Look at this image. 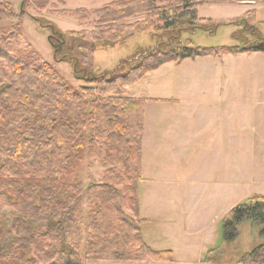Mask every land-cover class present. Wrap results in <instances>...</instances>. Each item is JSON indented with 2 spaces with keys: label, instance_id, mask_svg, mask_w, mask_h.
<instances>
[{
  "label": "trees",
  "instance_id": "trees-1",
  "mask_svg": "<svg viewBox=\"0 0 264 264\" xmlns=\"http://www.w3.org/2000/svg\"><path fill=\"white\" fill-rule=\"evenodd\" d=\"M212 1L168 0L162 7L157 0H113L91 13L97 19L92 31L62 33L50 26L56 61L70 62L75 79L88 85L77 90L24 39L23 11L18 14L0 0V21H18L8 31L0 29V264L173 260L171 251H154L146 244L140 219L145 111L160 100L128 93L166 64L264 53V36L248 25L252 12L237 24L233 39L239 46L200 48L183 42V33L207 29L208 20L200 19L198 10ZM137 18L144 19L131 23ZM247 31L253 40L241 36ZM152 32L169 37L114 71L96 75L98 50L123 47L136 35ZM86 154L100 160L103 181L87 188L79 180L66 183ZM8 213L11 225L5 221ZM248 221L264 226L263 196L231 211L224 223L226 240H235L237 227ZM260 236L264 240V229ZM238 264H264V241Z\"/></svg>",
  "mask_w": 264,
  "mask_h": 264
},
{
  "label": "rangeland",
  "instance_id": "rangeland-1",
  "mask_svg": "<svg viewBox=\"0 0 264 264\" xmlns=\"http://www.w3.org/2000/svg\"><path fill=\"white\" fill-rule=\"evenodd\" d=\"M4 1L11 4L18 14L23 11L21 33L45 61L77 90L88 87L85 81L75 79L70 62L56 61L49 27H55L62 33L92 31L97 19L91 13L113 0H47L49 4L45 10L39 8L46 0ZM157 3L167 6L168 0H157ZM249 12L252 13L248 25L256 28L255 33L264 36V4L252 0H215L198 10L199 18L208 20L207 29L197 30L195 34L183 33L181 40L190 41L200 48L239 46L233 35L239 29L237 24L246 19ZM143 19L137 18L131 23ZM17 23L2 20L0 29L8 31ZM243 33L241 36H246L248 41L253 40L249 32L246 35ZM153 35L160 38L157 40ZM168 37L166 32L163 35L161 32L144 33L136 35L123 47L98 50L95 54L96 75L114 71L121 62L133 59L138 53L154 50L159 42L165 43ZM180 96L183 97L182 103L159 102L148 106L150 130L157 128L160 120L167 129L169 120L177 118L169 111L175 107H221L229 110V176L235 179L239 175L241 179L245 178V184L241 188H232L230 193L223 194L217 189L212 191L210 186L207 192H202L205 187L203 177L208 172L207 169L204 172L200 165V157L208 147L184 143L181 146L183 178L193 176L197 180L188 183L187 187L186 183L177 184L178 191L169 195L163 187L151 188L154 191L149 202L148 187L143 189L141 185L140 202L144 209L141 219L144 220V215L150 210L155 214L153 223L143 224L144 240L154 251L172 252L173 260L161 264H238L246 253L264 241L260 236L264 226L253 225L249 221L237 227L235 240L227 241L224 234L225 219L233 209L247 204L255 196L264 197V53L230 54L221 59L202 57L185 60L180 65L166 64L131 87L128 94L130 98L162 100ZM181 122L186 124L185 119ZM188 124L191 126L189 121ZM178 148L173 147L174 150ZM104 173L100 160L86 154L65 182L79 180L87 188L92 183H101ZM89 211L86 202L85 237ZM187 215L188 218H185ZM170 216L172 219H169ZM80 264L140 263L82 261Z\"/></svg>",
  "mask_w": 264,
  "mask_h": 264
},
{
  "label": "crops",
  "instance_id": "crops-1",
  "mask_svg": "<svg viewBox=\"0 0 264 264\" xmlns=\"http://www.w3.org/2000/svg\"><path fill=\"white\" fill-rule=\"evenodd\" d=\"M129 94V93H128ZM200 96L203 97V94ZM181 97V96H180ZM170 97L173 99H150L160 100V103H182L183 97ZM137 99V98H136ZM144 117V136H143V152H142V180L139 184L143 189L148 187L149 199L151 188L163 187L167 194L177 192V184L182 185L186 183L195 182L197 179L192 177L183 178L182 175V150L181 146L184 143L206 145L208 148L204 149L200 157V165L207 174L203 177L205 187L202 192H207V187L210 186L212 191L216 189L224 194L230 193L232 188H241L245 184V178L238 175L235 179H231L230 173V126H229V110L221 107H198L186 108L175 107L170 109V113L177 116L176 120H169L167 129L164 123L160 120L157 128L151 129L148 126L147 111ZM227 115L228 117L226 118ZM185 122H181L183 120ZM187 121L191 123L187 125ZM226 122V123H225ZM226 124V128H225ZM192 127V128H191ZM179 146L178 150L173 147ZM200 167V166H199ZM243 180V181H242ZM233 186V187H232ZM176 189V190H173ZM143 206L140 202V219L142 215ZM144 211V209H143ZM146 222L153 223L155 214L151 210L144 215ZM187 215L185 218H188ZM172 219V216L169 217ZM144 237V236H143Z\"/></svg>",
  "mask_w": 264,
  "mask_h": 264
},
{
  "label": "flooded vegetation",
  "instance_id": "flooded-vegetation-1",
  "mask_svg": "<svg viewBox=\"0 0 264 264\" xmlns=\"http://www.w3.org/2000/svg\"><path fill=\"white\" fill-rule=\"evenodd\" d=\"M7 218H9L8 220H6ZM5 221H8V223L11 225L12 223H13V221H14V219L13 218H11V217H6V215H5ZM7 234L5 233V232H3V236H2V244H4V245H6L7 244V236H6Z\"/></svg>",
  "mask_w": 264,
  "mask_h": 264
}]
</instances>
